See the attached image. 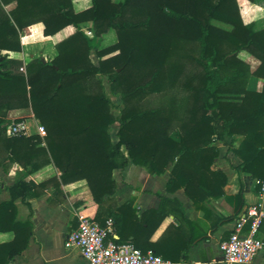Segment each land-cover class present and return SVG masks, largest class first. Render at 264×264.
Instances as JSON below:
<instances>
[{
    "label": "trees",
    "instance_id": "1",
    "mask_svg": "<svg viewBox=\"0 0 264 264\" xmlns=\"http://www.w3.org/2000/svg\"><path fill=\"white\" fill-rule=\"evenodd\" d=\"M12 1L16 6L7 10ZM37 22L44 24L45 35L67 25L77 30L56 44L54 58L34 55L25 62L11 52L22 51L21 33ZM84 22H91V36L81 27ZM111 29L118 38L112 49L118 52L95 63L92 50ZM241 50L261 61L255 71L238 57ZM0 57V163L23 167L12 185L0 175V193H9L0 202V232L14 233L11 241L0 242V264H10L32 235L31 220L17 219L16 201H28L41 185L58 181L27 179L46 164L60 170L62 184L86 179L98 209L79 214L102 227L112 219L118 238L111 237L143 252L155 246L149 237L169 210L177 214V209H170L176 206L166 197L157 209L142 214L132 201L117 205L115 170L124 169L130 159L152 174L170 170L168 191L183 187L195 206L207 211L204 203L224 196L227 182L222 170L213 169L219 156L215 142L241 135L234 149L243 160L240 170L258 178L260 188L264 27L257 30L254 21L244 18L240 0H92L79 11L71 0H0ZM255 77L263 79L260 90L250 85ZM110 95L119 96L121 105ZM22 107L32 108L43 135H8L13 120L7 113ZM112 125L118 127L116 141ZM242 196L243 189L236 197ZM161 256L171 262L176 258Z\"/></svg>",
    "mask_w": 264,
    "mask_h": 264
},
{
    "label": "crops",
    "instance_id": "2",
    "mask_svg": "<svg viewBox=\"0 0 264 264\" xmlns=\"http://www.w3.org/2000/svg\"><path fill=\"white\" fill-rule=\"evenodd\" d=\"M71 1L77 11L88 8L92 4V0ZM240 1L243 5L244 18L247 21H254L255 29L263 28L264 4ZM15 6L16 1H12L5 8L11 10ZM215 22L224 24L226 26L224 28H231V25L225 22L213 20V23ZM81 27L87 34L91 32V22H84ZM28 29V33L23 32L20 35L22 51L11 52L15 57H23L25 62L34 55H41L45 60L54 58L58 53L56 44L77 30L74 25H67L53 35H45L42 22L34 23ZM88 35L91 36L92 32ZM117 40L116 31L109 30L103 35L99 48L92 50V60L96 63L100 58L117 53V50L112 49ZM238 57L249 65L251 71H255L261 63L247 50H241ZM256 79L263 84L262 78L256 77ZM116 105H121V101ZM7 115L13 121H17L16 119L24 121L30 134L38 133L37 126L42 125L35 118L31 107L13 108ZM31 126L33 130H30ZM117 130L118 127L112 125L111 134L115 141L118 139ZM242 138L241 135H234L228 137L225 143L215 142L219 148V156L215 159L213 169L222 170L227 177V182L223 187L224 196L211 198L204 203L207 211L198 209L183 187L168 191L170 170L162 174H152L131 159L124 169L115 170L117 205L132 201L133 207L142 214L146 210L157 209L161 204V198L166 197L176 206L170 209L176 208L177 214L169 210L170 214L149 237L148 242L155 245L150 250L154 251L157 248L161 251L160 255L166 253L176 257L171 259L173 264H228L224 260L220 244L230 237L239 217L256 203L260 189L258 178L250 172L240 170L243 160L234 149L239 146ZM19 170H23L19 163L7 165V162L3 160L0 163V175L7 185L14 183ZM60 174V170L55 165L46 164L27 177L36 184L53 177H56L58 181L41 185L37 189L38 195L28 201L22 199L16 201L17 219L31 220L33 231L27 247L16 255L10 264H87L78 248L66 245V237L70 231L77 228L79 212L95 214L98 205L91 200V191L86 179L62 184L59 181ZM241 189H243L242 200L236 197ZM7 198L9 193L3 190L0 193V202ZM230 216L234 217L227 219ZM222 218L227 220H222L218 227L213 228V225ZM145 235L147 236V233ZM258 235L264 242V221ZM114 237L118 238L115 232ZM132 237L130 235L128 240L131 241ZM13 238L14 233L11 231L0 232V242L11 241ZM189 240L191 243L186 250ZM250 264H264V248Z\"/></svg>",
    "mask_w": 264,
    "mask_h": 264
},
{
    "label": "built area",
    "instance_id": "3",
    "mask_svg": "<svg viewBox=\"0 0 264 264\" xmlns=\"http://www.w3.org/2000/svg\"><path fill=\"white\" fill-rule=\"evenodd\" d=\"M91 34V32H88ZM21 70L25 71L22 66ZM37 132L44 134L43 125ZM10 136L29 135L24 121H13L7 130ZM79 224L66 237V245L79 249L87 264H173L153 250L143 252L130 242H117L114 236L113 221L108 219L106 226L84 214H78ZM264 221V178L260 181L259 197L256 203L246 210L235 224L230 237L221 242L220 248L228 264H250L264 248L259 237V229Z\"/></svg>",
    "mask_w": 264,
    "mask_h": 264
},
{
    "label": "rangeland",
    "instance_id": "4",
    "mask_svg": "<svg viewBox=\"0 0 264 264\" xmlns=\"http://www.w3.org/2000/svg\"><path fill=\"white\" fill-rule=\"evenodd\" d=\"M259 5H261V4H259ZM263 5V4H262ZM215 23H217L218 25H220V26H223V27H226V26H224V24H220V23H218V22H215ZM262 82L261 81H257V79H256V77L252 80V83H251V86L253 87V88H256V89H261L262 88ZM106 88H107V91H109V85L106 83ZM111 97H112V99H113V101H115L114 103H115V105H116V103H119L120 102V97L119 96H113V95H110ZM152 98V97H151ZM153 99V98H152ZM153 100H155V99H153ZM118 111H119V109H117V108H114L113 109V112L114 113H118ZM30 130H33V127L31 126V128H30Z\"/></svg>",
    "mask_w": 264,
    "mask_h": 264
},
{
    "label": "water",
    "instance_id": "5",
    "mask_svg": "<svg viewBox=\"0 0 264 264\" xmlns=\"http://www.w3.org/2000/svg\"><path fill=\"white\" fill-rule=\"evenodd\" d=\"M0 60H2V57H0ZM43 60H45V58H43Z\"/></svg>",
    "mask_w": 264,
    "mask_h": 264
}]
</instances>
